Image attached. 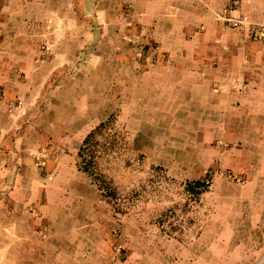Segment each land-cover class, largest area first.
Here are the masks:
<instances>
[{"label": "crops", "instance_id": "crops-1", "mask_svg": "<svg viewBox=\"0 0 264 264\" xmlns=\"http://www.w3.org/2000/svg\"><path fill=\"white\" fill-rule=\"evenodd\" d=\"M42 1L0 0V88L42 100L31 124L0 101V264H264V0H243L240 27L221 18L232 0H89L99 27L82 29V48L60 54L52 41L46 55L26 38ZM111 116L136 154L211 179L220 201L191 245L150 226L116 250L79 163Z\"/></svg>", "mask_w": 264, "mask_h": 264}, {"label": "rangeland", "instance_id": "rangeland-1", "mask_svg": "<svg viewBox=\"0 0 264 264\" xmlns=\"http://www.w3.org/2000/svg\"><path fill=\"white\" fill-rule=\"evenodd\" d=\"M40 4L42 7L38 6V17L29 16L25 20L28 26L26 38L29 45L42 44L44 47L41 50L45 51V55L51 53L47 50V44L52 41L60 45V54L66 53L74 45L82 48L84 41H87L82 29L99 27L97 21L85 18L95 9L89 0H44ZM42 10L44 15L40 17ZM40 29L42 32L44 30L43 34ZM99 37L94 36L86 47H93ZM83 55L84 52L77 59H82ZM0 101L2 108H8L10 115L12 112L21 113L31 124L36 119V109L41 106L42 100L26 98L17 87L8 92L0 88ZM21 108L25 110L24 113ZM21 116L17 114L15 118L19 120ZM116 120L111 116L92 131L88 142L85 144L84 141L79 156L81 168L92 176L94 185L102 191V205L112 214L106 231L109 237L116 240V250L126 255L129 248L123 239L135 236L136 229L146 235L150 226L156 227L163 235L187 241V245H191L190 242L195 240L215 214L220 201L218 191L212 190L211 179L199 181L202 185H196L197 181L187 180L146 156L136 154L128 133ZM18 159V151L12 150L13 172L9 178L12 186L18 175ZM44 162L45 158L41 157L38 168L47 177L50 174L43 172ZM226 177L231 181L242 180L231 174ZM127 221L140 226L133 228Z\"/></svg>", "mask_w": 264, "mask_h": 264}, {"label": "built area", "instance_id": "built-area-1", "mask_svg": "<svg viewBox=\"0 0 264 264\" xmlns=\"http://www.w3.org/2000/svg\"><path fill=\"white\" fill-rule=\"evenodd\" d=\"M243 0H232L230 7L226 13L221 17L222 20L232 27H240L249 24L247 16L240 11V6Z\"/></svg>", "mask_w": 264, "mask_h": 264}, {"label": "trees", "instance_id": "trees-1", "mask_svg": "<svg viewBox=\"0 0 264 264\" xmlns=\"http://www.w3.org/2000/svg\"><path fill=\"white\" fill-rule=\"evenodd\" d=\"M93 134V132L87 137V139H85V144L88 142V140H89V138H90V136ZM202 182H199V181H197L195 184L196 185H202L201 184Z\"/></svg>", "mask_w": 264, "mask_h": 264}]
</instances>
